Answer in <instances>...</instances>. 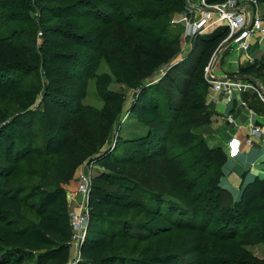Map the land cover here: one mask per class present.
I'll return each mask as SVG.
<instances>
[{"label":"rangeland","instance_id":"rangeland-1","mask_svg":"<svg viewBox=\"0 0 264 264\" xmlns=\"http://www.w3.org/2000/svg\"><path fill=\"white\" fill-rule=\"evenodd\" d=\"M97 1L93 16L73 19L80 22L76 30L83 27L92 38L78 41L58 35L55 39L56 49L77 47L75 50L83 53L82 61L49 71L41 65L14 68L9 78L18 90L38 89L36 101L28 109L22 108L12 93H0L4 146L10 145L13 136L22 152L10 158L0 147V191L19 205L0 217V264H81L86 262V250L98 251L103 245L104 256L126 258L129 264H264V234L257 239L238 235L224 240L217 217L211 225L192 231L176 208L194 207V194L187 193L165 157L154 155L150 143H138L144 131L132 106L141 86L130 81L126 72L129 34L138 39L145 33L163 37L176 52L172 64L181 62L194 48L195 39L190 44L185 21L193 10L186 0ZM42 13L44 18H40L37 0H0V38H9L20 50L37 54L44 38L42 23L57 24L47 9ZM111 51H116L119 59ZM167 67L158 68L144 85L163 79L162 88L167 91L168 86L163 85L169 84ZM47 93L57 104L44 101ZM104 157L125 160L124 176L143 187L132 193L121 190V196L129 199L122 198L125 205L118 235L102 237L99 244L76 243L73 235L48 240L40 232L42 216L53 218L61 206L70 216L86 201L85 196L72 193L83 174L92 184L105 172L100 161ZM193 169L188 167L186 172ZM103 187L115 194L120 191L111 183H103ZM154 195H163L162 200L169 197L174 209L165 201L152 202ZM130 198L139 205H130ZM234 201L231 194L223 204L230 206ZM244 231L242 227L240 234Z\"/></svg>","mask_w":264,"mask_h":264},{"label":"trees","instance_id":"trees-1","mask_svg":"<svg viewBox=\"0 0 264 264\" xmlns=\"http://www.w3.org/2000/svg\"><path fill=\"white\" fill-rule=\"evenodd\" d=\"M224 1L226 0H209V3ZM258 1L264 4V0ZM97 2V0H37L42 15L40 18H44L42 12L47 9L57 24L53 26L42 23L44 38L35 55L29 54L25 49L20 50L9 38H0V93L5 95L12 93L17 97L20 106L28 109L36 101L38 89L18 90L17 85L9 78L14 68L26 70L41 65L49 71L51 68L66 64L74 65L82 61L83 53L75 50L77 47L71 50L56 49L55 39L58 35H66L78 41L92 38L83 27L80 31L76 30L80 22L73 19L79 21L83 15L93 16ZM44 3H49L48 8L43 7ZM229 33L228 27L219 26L207 34L198 35L192 53L175 64L172 63L176 52L165 44L163 37L145 33L141 36L142 39H138L130 33L128 43L130 60L126 72L130 81L141 86L138 98L132 106V113L140 118L144 131L138 143H141V146L146 142L150 143L154 155L165 157V161L172 164L187 193L194 194L192 200L194 207H185L183 210L176 208L179 218L185 220L192 231H200L199 227L211 225L217 217L220 221L218 226L225 232L219 233L220 238L232 240L238 235H243L247 239H257L258 235L264 234V178H257L248 184L243 189L240 200L234 201L230 206H224L223 202L231 196L230 191L221 185L223 167L228 161V155L222 147H210L206 139L195 131L196 127L211 121V113L207 106V95L211 85L206 80L205 69ZM95 36L97 37V33ZM98 39L102 42L104 34L99 35ZM111 52L119 59L116 51ZM165 65L168 66L165 74L169 84L163 85L168 86L167 91H163L161 84L163 79L148 86L144 85V81L152 78L155 71ZM256 68L257 62L251 67L241 69L240 74H250ZM46 95L45 102L57 104V100L49 93ZM13 140L11 136L10 145L4 146V136L0 133V147L10 158L19 157L22 153ZM110 159L104 157L100 160L106 170L90 185L88 193L90 219L84 241L86 244H99L102 237L118 235L117 230L122 228L121 215L125 205L122 198L129 199L121 196V190L132 193L135 189L143 188L124 176L128 164L125 160ZM188 167H193L194 171L188 174L186 172ZM103 183L118 185L120 191L115 194L103 187ZM162 199L163 195L159 197L154 195V200L151 201L156 203L165 201L163 203L171 206L169 197L168 200ZM129 204L139 205L134 199L129 201ZM18 206L14 198L0 191V217L15 211V207ZM170 209L174 208L171 206ZM55 213L53 218L42 216L39 224L41 234L48 240L68 238L72 235L68 211L61 206ZM248 220L251 221L249 225L246 224ZM242 227H245V231L240 234ZM1 239L0 234V247ZM103 246L98 251L86 250L84 252L86 262L81 264L118 262L129 264L126 258L104 256Z\"/></svg>","mask_w":264,"mask_h":264},{"label":"crops","instance_id":"crops-1","mask_svg":"<svg viewBox=\"0 0 264 264\" xmlns=\"http://www.w3.org/2000/svg\"><path fill=\"white\" fill-rule=\"evenodd\" d=\"M258 11L264 16V4H260ZM255 62L254 71L240 74L241 69ZM214 74L219 78L239 75L248 82L247 90L236 91L232 102L210 88L207 106L211 121L197 129L210 147H222L226 151L228 161L223 167L221 185L238 201L248 184L264 178V139L255 137L252 144L247 143L252 127L264 129V103L256 92L257 87L264 90V42L254 40L248 51L237 47L227 49L216 62ZM229 116L233 123L228 122Z\"/></svg>","mask_w":264,"mask_h":264},{"label":"built area","instance_id":"built-area-1","mask_svg":"<svg viewBox=\"0 0 264 264\" xmlns=\"http://www.w3.org/2000/svg\"><path fill=\"white\" fill-rule=\"evenodd\" d=\"M186 1L193 10V14L185 18L190 44H193L198 35L207 34L219 26L229 28L228 37L216 50L205 69V77L212 90L224 94L227 101L232 102L236 91L247 90L248 82L239 75H225L219 78L214 74V66L224 51L229 48L237 47L242 51H248L254 40L259 43L264 42V16L258 11L260 2L258 0H226L222 3H209V0H201L196 4L193 0ZM256 92L264 103V90L257 87ZM228 122H234L232 116L228 117ZM255 137L264 139V129L261 126L250 129L247 143L252 144ZM90 185L87 175L83 174L81 184L72 193L86 198V201L78 204L76 210L70 212L72 238L76 243L84 242L87 233L90 219L88 207ZM72 198L74 199L75 196Z\"/></svg>","mask_w":264,"mask_h":264}]
</instances>
